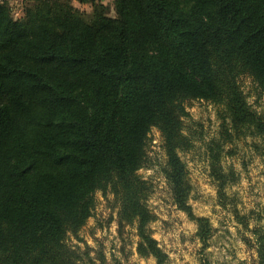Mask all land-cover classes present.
I'll list each match as a JSON object with an SVG mask.
<instances>
[{"label": "trees", "instance_id": "obj_1", "mask_svg": "<svg viewBox=\"0 0 264 264\" xmlns=\"http://www.w3.org/2000/svg\"><path fill=\"white\" fill-rule=\"evenodd\" d=\"M52 1L17 19L0 0V264H78L68 237L93 216L98 192L120 204L121 228L136 226L139 255L167 264L138 175L153 129L174 202L206 245L212 227L189 204L179 154L186 103L224 104L236 130L264 140V115L240 85L247 75L264 93V0H115L114 17ZM221 149L211 168L224 198L234 180ZM255 239L264 264V228Z\"/></svg>", "mask_w": 264, "mask_h": 264}, {"label": "rangeland", "instance_id": "obj_2", "mask_svg": "<svg viewBox=\"0 0 264 264\" xmlns=\"http://www.w3.org/2000/svg\"><path fill=\"white\" fill-rule=\"evenodd\" d=\"M9 2L14 17H22L26 3ZM26 2V1H25ZM60 11L93 14L103 11L116 16L115 0H53ZM28 5V4H27ZM248 103L264 115V93L249 76L240 77ZM185 147L180 157L187 167L189 204L197 217L209 219L211 236L205 245L199 226L174 202L165 177L167 157L158 129L150 133L148 165L138 171L147 183V205L154 214L149 225L152 236L167 254V264H259L255 230L264 228L258 214L264 208V140L236 130L224 104L205 100L186 103ZM246 132V131H245ZM220 150L221 165L234 180L221 198L212 176V149ZM93 216L68 244L81 255L78 264H157L154 257L138 253L136 226L119 225L120 204L114 195H96Z\"/></svg>", "mask_w": 264, "mask_h": 264}, {"label": "crops", "instance_id": "obj_3", "mask_svg": "<svg viewBox=\"0 0 264 264\" xmlns=\"http://www.w3.org/2000/svg\"><path fill=\"white\" fill-rule=\"evenodd\" d=\"M8 1L10 3H12L11 0H8ZM22 1H23L24 4L26 3V6L25 7H35L36 5H40L41 3H44V2L50 1V0H22Z\"/></svg>", "mask_w": 264, "mask_h": 264}]
</instances>
